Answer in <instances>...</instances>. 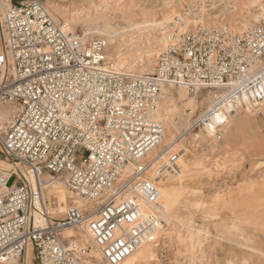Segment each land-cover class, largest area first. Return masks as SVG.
<instances>
[{
  "label": "built area",
  "instance_id": "1",
  "mask_svg": "<svg viewBox=\"0 0 264 264\" xmlns=\"http://www.w3.org/2000/svg\"><path fill=\"white\" fill-rule=\"evenodd\" d=\"M186 17L163 26L153 72L133 75L106 58L103 39L64 32L37 0H0V155L10 166L0 168V264L28 246L37 264H121L160 233L159 189L144 159L162 141L163 86L215 94L192 129L215 115L260 114L264 22L237 32ZM54 185L84 206L53 217ZM70 230L97 259L83 240L63 237Z\"/></svg>",
  "mask_w": 264,
  "mask_h": 264
},
{
  "label": "rangeland",
  "instance_id": "2",
  "mask_svg": "<svg viewBox=\"0 0 264 264\" xmlns=\"http://www.w3.org/2000/svg\"><path fill=\"white\" fill-rule=\"evenodd\" d=\"M37 1L63 29L87 39H103L106 58L133 75L153 72L164 49L163 26L179 14L187 15L186 24L227 25L237 32L264 22V0H122L111 6V12L101 9L99 0ZM162 90L158 117L164 133L145 161L154 155L159 159L145 178L159 189L154 203L163 227L122 264H264V104L259 115L241 110L228 116L222 127L192 129L215 94L199 91L192 111L187 100L193 94L185 88L163 86ZM232 120L239 123L237 133L235 139H226ZM0 162V168H10L2 155ZM52 188L49 194L56 200L51 213L62 219L56 211L61 188ZM66 194L64 209L84 206ZM133 202L148 212L146 202ZM60 205L58 210L63 212ZM70 236L81 238L90 255L98 257L83 232L63 233L65 238ZM90 264L102 263L92 260Z\"/></svg>",
  "mask_w": 264,
  "mask_h": 264
},
{
  "label": "bare ground",
  "instance_id": "3",
  "mask_svg": "<svg viewBox=\"0 0 264 264\" xmlns=\"http://www.w3.org/2000/svg\"><path fill=\"white\" fill-rule=\"evenodd\" d=\"M99 2H101L100 3V6L102 7L101 9H104V11L106 12H108V11H110L111 12V6H115V5H117V2L118 3H121L122 2V0H99ZM109 7V8H108ZM146 26H149V25H147V24H145ZM157 25V24H156ZM151 26V25H150ZM161 26H163V23H161ZM62 30L64 31V32H68V31H70L69 29H63L62 28ZM163 50V49H162ZM106 53H107V51H106ZM114 65H115V63H114ZM115 67L117 68V66L115 65ZM162 92V91H161ZM157 108H158V106H157ZM237 113H234V114H231V115H229V117H234L235 115H236ZM229 117H226V118H224L222 115H215L214 117H212V119L210 120V123L213 125V126H215V127H219L220 125H222V126H224V125H226L227 123H228V119H229ZM222 126H220V127H222ZM150 154V153H149ZM148 154V155H149ZM144 161H145V159H144ZM2 163L0 162V165H1ZM52 187H59V188H62V189H59L58 191H57V196H58V198H59V203H58V206H57V208H56V211L58 212V207H59V205H60V209H64V206H63V203L65 202V194H66V191H65V189L63 188V187H61L60 185H54V186H52ZM51 187V189H49V191H51V190H53V188ZM49 191H48V194H49ZM67 195V194H66ZM67 198L69 199V197H68V195H67ZM75 203H77V202H75L74 201V204ZM69 208V207H68ZM68 208H66L65 209V211L68 209ZM64 211V212H65ZM63 212V213H64ZM63 213H58V214H63ZM81 239V238H80ZM96 255H97V253H96ZM98 256V255H97ZM122 264V263H121Z\"/></svg>",
  "mask_w": 264,
  "mask_h": 264
},
{
  "label": "crops",
  "instance_id": "4",
  "mask_svg": "<svg viewBox=\"0 0 264 264\" xmlns=\"http://www.w3.org/2000/svg\"><path fill=\"white\" fill-rule=\"evenodd\" d=\"M162 92H163V90H162ZM187 103H188V105L189 106H192V111L194 110V108H195V106H196V100H195V97L194 96H192V98H188V100H187ZM235 116H237V114L235 115ZM238 125H239V123L237 122V121H235V120H232V125L228 128V130L226 131V133H225V138L226 139H228V138H230V139H235V136H236V133H237V128H238ZM173 143V142H172ZM172 143H170V146L169 147H172L173 146V144ZM257 146V145H256ZM153 158V157H152ZM158 159H159V155H154V159L153 160H151L150 159V163H155V162H157L158 161ZM62 189V188H61ZM53 190H55V189H53ZM50 192V191H49ZM49 195H52V194H49ZM66 209V208H65ZM65 209H64V211H65ZM63 211V212H64ZM63 212H60L59 210H58V213H63ZM14 264H37L36 263V260H35V256H34V251H33V249H30V246H28L26 249H25V251H24V253L22 254V256L18 259V261L17 262H15Z\"/></svg>",
  "mask_w": 264,
  "mask_h": 264
}]
</instances>
